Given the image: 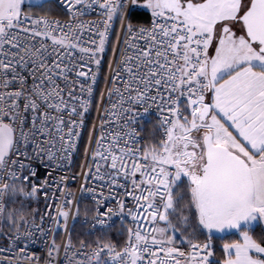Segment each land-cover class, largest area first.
<instances>
[{"label": "snow or ice", "instance_id": "snow-or-ice-1", "mask_svg": "<svg viewBox=\"0 0 264 264\" xmlns=\"http://www.w3.org/2000/svg\"><path fill=\"white\" fill-rule=\"evenodd\" d=\"M106 98L84 150L95 168L82 169L100 190L82 192L99 225L113 213L100 206L115 199L135 227L122 242L59 244L68 177L39 179L38 166L51 176L71 165ZM153 109L145 140L135 125ZM112 119L127 131L106 142ZM53 186L55 214L37 224L34 210L29 222L24 200L42 189L47 200ZM0 238V264H41L27 252L37 239L48 246L43 264H264V0H0Z\"/></svg>", "mask_w": 264, "mask_h": 264}, {"label": "built area", "instance_id": "built-area-1", "mask_svg": "<svg viewBox=\"0 0 264 264\" xmlns=\"http://www.w3.org/2000/svg\"><path fill=\"white\" fill-rule=\"evenodd\" d=\"M149 17H150V15H149ZM97 18L98 17L96 16V14L92 13L91 15L86 16L83 19L91 20V19H97ZM59 19H61L63 21V20H66L67 17L66 16L59 17ZM109 49L105 53V60H106V56L108 55ZM110 59H112V53L110 55ZM100 82L97 85V90H98V87L100 85ZM97 90H96V95H97ZM102 90H104L103 81H102V85H101V91ZM105 97H107L106 92H105ZM95 99H96V97H95ZM113 99L115 100V98H113ZM98 101H99V97L96 100V102H98ZM109 103L110 102L106 98L103 105L101 106V112L97 113V111L95 109L92 118H91V111L92 110L90 111V113L88 115V126H87V127H89V130L91 128L92 123H96L97 125L99 124V117L103 113L104 107H107L109 105ZM117 112H119V109H117ZM157 119H158V117H157L154 109L149 114L142 115V116L138 117V123L135 125V127L139 131L140 137H143L145 139V135L142 131L143 127L146 124H154L155 125ZM122 123H123L122 121H119L116 119H112L110 121L109 126H107L105 129V131L108 133L106 142L112 141L113 135H115V134L123 135V133L125 131H127V129H124L122 127ZM87 127L81 134L79 145H78V150L73 154L71 165H69L68 167H66L62 170L53 172V174L51 176H48L49 169H47L43 165L38 166L39 167V179H43L45 176H47L49 179V182L51 183L54 179L58 180L62 176L68 177V179L60 185V187L64 188L66 185V190L71 191L72 195L69 196L68 199H71L73 201V204L71 206V213H70L68 221H67V231H65V229L63 227H61L54 233L56 241L59 244H63L69 238V236H71L72 226H73L74 222L78 219L77 208H79L80 203L83 201L90 203L91 204V210H92V214L89 217L83 219V223H85V225H86V233H88V234H95V233L103 234V233H106L110 228L117 226V225L125 227V230L128 227H135V225L132 223L131 217L127 216V214H124L123 219H121V214L119 213L118 205H117L115 199H112L111 202L105 201V203L100 206L101 212L107 211L108 207L113 208L112 214H110L107 217H103V219L107 220V222H108L107 225L101 226L98 223H96L95 209L97 207V204L92 199V193L82 192V186L87 187V188H96L97 194L99 193V190H100L99 189V183H100L99 181H94L91 178H89V180L87 182H85V179L82 175V169L86 170L87 166L91 165L93 167V169L95 168V162L90 158V156H89V158L86 159L85 155H84V150L86 147H88V138L86 139V142L83 144V139H84V135H85V132L87 130ZM158 134H159V131H158ZM141 142H143V141H141ZM121 143H123V141H121ZM95 147H96V145L93 143L91 145V149H95ZM101 163H103V162L101 161ZM101 170L107 171V169H105V168H102ZM37 182H39V181H37ZM54 189H55V186H53V188H51V189H47V191H48L47 200L45 199L43 189L38 194V197L41 200V206H40L38 215L36 217V223L37 224L40 223L39 217L41 215H44L46 212L51 211L53 215L55 214V204L57 203V201L52 199ZM118 191L122 192L123 190L120 189ZM104 192H105V195H107L108 189L105 188ZM55 194H56V197L59 198V201H63L64 197L60 195L59 191H56ZM120 198L126 200L128 207L133 206V201L130 197L125 198L123 196H120ZM48 204H52L53 207L51 209H49L47 207ZM29 222H31V220H29ZM61 222L63 223V221H61ZM51 226H52V221L47 216H45L44 227L48 228ZM36 236L39 237L40 234L37 232ZM52 236H53V233L50 232L48 234V237L45 238L48 240L49 244L51 243ZM95 241L93 243H91V244H93V246L95 244ZM5 244H6L5 239L0 238V246H5ZM74 244L76 245L77 248H79V244H76V243H74ZM47 247L48 246L44 243V239H37L35 241V243L31 244L30 247H28L27 252L29 255H32L33 253H35L37 256H39L41 258V264H43L44 260L47 258ZM81 251L87 252L88 249L85 248V249H82ZM6 254H8V253L0 252V257L4 256ZM63 257H64V251H63V248H61L60 258L63 259ZM81 258H83V257H81Z\"/></svg>", "mask_w": 264, "mask_h": 264}, {"label": "trees", "instance_id": "trees-1", "mask_svg": "<svg viewBox=\"0 0 264 264\" xmlns=\"http://www.w3.org/2000/svg\"><path fill=\"white\" fill-rule=\"evenodd\" d=\"M34 11H39V10L34 9ZM52 15L58 16V17H64L63 14L57 12L55 9L53 10ZM149 18H150L149 15L147 13H145L139 17V21L141 23H145L149 20ZM110 55H111V49H109L108 55L106 56L105 71L107 68V61L110 59ZM101 85H102V80H101L100 85H99L98 90H97L96 100L99 97V92L101 91ZM94 110H95V107H93V109L91 111V118L93 117ZM153 126H154V124H146L143 127L142 131L145 135V140H147L149 138L150 134L152 133ZM88 132H89V127H87V130L85 132L83 144L86 142V139L88 138ZM157 135H159L158 130H157ZM9 206L10 207L14 206L16 208H20L19 203L15 204V205H9ZM40 206H41V200L38 196L34 199H31V200L25 199L22 212L25 216H27L28 220H32L34 210H37V211H35V217H37ZM78 209H79L78 219L74 222V224L72 226V230H71V239L74 243L79 244L80 240H85L88 243H93L97 239V237H101L103 239H111L113 242H122L123 239L125 238V236H126L125 227L120 226V225H117V226L110 228L106 233H103V234H98V233L88 234V233H86V225H85V223H83V219L89 217L92 214L91 204L86 202V201H83L80 203ZM257 231H259V225H257ZM122 232L124 233V235H121ZM224 238L230 239V238H237V237L235 235H232V236L224 237ZM201 239H203V237H201ZM221 242L222 241L220 239L214 238V243L217 247L220 245Z\"/></svg>", "mask_w": 264, "mask_h": 264}, {"label": "rangeland", "instance_id": "rangeland-1", "mask_svg": "<svg viewBox=\"0 0 264 264\" xmlns=\"http://www.w3.org/2000/svg\"><path fill=\"white\" fill-rule=\"evenodd\" d=\"M148 15H150V13H147Z\"/></svg>", "mask_w": 264, "mask_h": 264}, {"label": "crops", "instance_id": "crops-1", "mask_svg": "<svg viewBox=\"0 0 264 264\" xmlns=\"http://www.w3.org/2000/svg\"><path fill=\"white\" fill-rule=\"evenodd\" d=\"M236 236V235H235Z\"/></svg>", "mask_w": 264, "mask_h": 264}]
</instances>
